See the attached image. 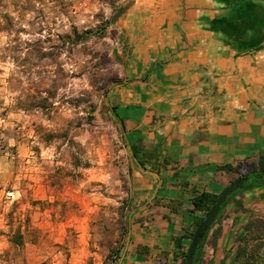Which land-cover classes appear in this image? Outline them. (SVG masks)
Returning a JSON list of instances; mask_svg holds the SVG:
<instances>
[{
    "label": "rangeland",
    "instance_id": "rangeland-1",
    "mask_svg": "<svg viewBox=\"0 0 264 264\" xmlns=\"http://www.w3.org/2000/svg\"><path fill=\"white\" fill-rule=\"evenodd\" d=\"M189 6L212 13L193 17V35L219 36L223 51L252 52L253 67L264 66V0H0L7 264H117L143 194L137 187L151 179L143 169L157 157L136 155L115 91L147 75L155 48L169 41V21ZM9 190L21 199L10 202ZM242 210L239 245L264 264V188Z\"/></svg>",
    "mask_w": 264,
    "mask_h": 264
},
{
    "label": "crops",
    "instance_id": "crops-1",
    "mask_svg": "<svg viewBox=\"0 0 264 264\" xmlns=\"http://www.w3.org/2000/svg\"><path fill=\"white\" fill-rule=\"evenodd\" d=\"M180 13L179 21H169V41L155 48L147 75L115 91L136 155L147 150L157 157L143 169L151 179L137 187L143 194L129 214L117 264H183L196 221L206 213L194 208V197L219 195L264 155V66L253 67L252 52L223 51L219 36L192 34L193 17L211 12L189 6ZM263 188L243 189L221 209L195 264H239L242 205Z\"/></svg>",
    "mask_w": 264,
    "mask_h": 264
},
{
    "label": "water",
    "instance_id": "water-1",
    "mask_svg": "<svg viewBox=\"0 0 264 264\" xmlns=\"http://www.w3.org/2000/svg\"><path fill=\"white\" fill-rule=\"evenodd\" d=\"M263 175L264 173L255 175L252 173L240 176L223 189V191L218 195V198L216 199L214 204L211 206L208 213L205 215L203 220L200 222L199 226L196 228L187 251L185 264H195L196 252L200 244L204 241L211 225L215 221L216 217L222 209L223 204L228 199V197L238 189L243 190L252 186L262 185L255 184L257 180L254 179H259L263 177Z\"/></svg>",
    "mask_w": 264,
    "mask_h": 264
},
{
    "label": "trees",
    "instance_id": "trees-1",
    "mask_svg": "<svg viewBox=\"0 0 264 264\" xmlns=\"http://www.w3.org/2000/svg\"><path fill=\"white\" fill-rule=\"evenodd\" d=\"M122 11L123 10L116 11V13H114V15H113L114 19L119 14H121ZM89 33H90V31H86L84 36L87 37ZM226 167L228 169H231V170H239V167H241V166L233 167L232 165H226ZM252 171L253 172L250 171L251 173H249V171L240 170L238 177L243 176V175H246V174H252V173L254 175L255 174H263L264 173V156H260L259 157L258 162H257V165L254 167V169ZM254 180H257L255 184H257V185L258 184H262V186H264V175H263V177H261L259 179H256L255 178ZM241 191H242L241 189H238L232 195H230L228 197V199L225 201V203L223 204L222 208L225 207L229 203V201L231 199H233L235 196H237ZM217 198H218V195L217 194H211V193H207V192H202V193H200V194H198L197 196L194 197V199H193L194 208L195 209H203V210H205V212H206L205 215H206L208 213V211L210 210L211 206L216 201ZM204 217H202V218H200L199 220L196 221V225H195V229L194 230H196V228L199 226L200 222L203 220ZM218 218L219 217L217 216L216 219H215V221H217ZM194 232L195 231H193L191 233V238L193 237ZM238 240L242 241L241 234L238 235ZM201 245H202V243L200 244V246H199V248H198V250L196 252L195 262L197 261V257H198V254H199V250H200ZM186 255H187V252L184 253L183 264H185ZM246 255H247L246 254V249L244 247H242L241 245H239L238 248H237L236 256L234 258V263L240 262V264H253V262L251 261V259H248L246 257ZM241 259H244V261H241Z\"/></svg>",
    "mask_w": 264,
    "mask_h": 264
},
{
    "label": "built area",
    "instance_id": "built-area-1",
    "mask_svg": "<svg viewBox=\"0 0 264 264\" xmlns=\"http://www.w3.org/2000/svg\"><path fill=\"white\" fill-rule=\"evenodd\" d=\"M22 197V193L19 190H9L6 193V199H8L10 202H15L20 200ZM0 264H7V262L4 259L3 250L0 244Z\"/></svg>",
    "mask_w": 264,
    "mask_h": 264
}]
</instances>
